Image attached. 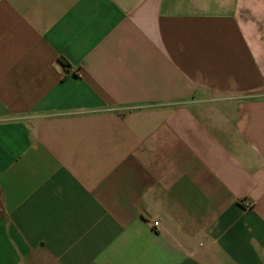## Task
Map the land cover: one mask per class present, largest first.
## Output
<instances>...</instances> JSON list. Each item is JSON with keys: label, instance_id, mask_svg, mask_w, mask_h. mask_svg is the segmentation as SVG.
<instances>
[{"label": "crops", "instance_id": "obj_1", "mask_svg": "<svg viewBox=\"0 0 264 264\" xmlns=\"http://www.w3.org/2000/svg\"><path fill=\"white\" fill-rule=\"evenodd\" d=\"M0 264H264V0H0Z\"/></svg>", "mask_w": 264, "mask_h": 264}, {"label": "trees", "instance_id": "obj_2", "mask_svg": "<svg viewBox=\"0 0 264 264\" xmlns=\"http://www.w3.org/2000/svg\"><path fill=\"white\" fill-rule=\"evenodd\" d=\"M61 62L63 63V65L68 66V62H67L66 59L62 58V59H61Z\"/></svg>", "mask_w": 264, "mask_h": 264}]
</instances>
